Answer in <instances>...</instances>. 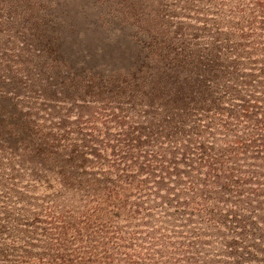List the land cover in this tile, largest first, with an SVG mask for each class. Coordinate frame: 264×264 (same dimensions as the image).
Instances as JSON below:
<instances>
[{
	"label": "rangeland",
	"instance_id": "1",
	"mask_svg": "<svg viewBox=\"0 0 264 264\" xmlns=\"http://www.w3.org/2000/svg\"><path fill=\"white\" fill-rule=\"evenodd\" d=\"M220 15L216 0H0V208L9 211L0 219L37 206L76 210L104 174L114 180L132 161L151 168L141 202L155 220L164 217L155 196L170 193L171 207L192 201L179 197L182 173L204 178L200 163L234 157L245 134L235 120L243 92L220 81L215 61L200 72L192 64L194 54L213 59ZM200 81L208 92L196 96ZM205 197L218 220L185 209L157 234L167 264H264L252 249L264 251V212L244 211L261 231L241 236L229 210L244 197ZM184 219L216 230L187 236Z\"/></svg>",
	"mask_w": 264,
	"mask_h": 264
},
{
	"label": "trees",
	"instance_id": "2",
	"mask_svg": "<svg viewBox=\"0 0 264 264\" xmlns=\"http://www.w3.org/2000/svg\"><path fill=\"white\" fill-rule=\"evenodd\" d=\"M216 1L221 9L218 18L221 23L217 29L219 37L211 50L214 60L194 54L192 64L200 72L214 67L210 62L215 61L218 68L215 66L212 71L215 70L220 81L234 84L232 88L236 95L237 88L244 94V98L240 97L241 111L235 120L238 127L244 128L245 134L236 136L241 148L237 149L235 156L226 159L210 157L201 162L200 169L206 170L202 173L204 178L183 172L188 179L185 182L187 189L179 197L186 199L189 193L193 200L171 207L167 199L170 193L155 196L154 200L161 201L164 207V217L159 220H155L152 212L145 208V202H141L146 194L142 188L144 185L147 187V177L142 175H148L151 168H140L135 161L128 164L122 174L115 172L114 180H110L111 174H104L98 187L83 194L76 210H59L56 207L55 211L42 206L35 207L33 211L21 208L15 222L0 219L3 222L0 221V264H147L145 261H150L148 264H167V244L157 234L169 230L175 216L181 217L185 209L193 216L205 213L213 221L218 220L217 212L208 213L206 210L210 203L205 196L211 193L218 200L222 199L221 194L243 196L237 202L232 200L234 208L229 210L242 231L240 235L251 232L253 236L261 231L252 221L254 215L246 216L245 212L254 205H257L258 213L264 212V182L260 180L264 179V0ZM203 82L200 81V86L194 91L196 96L208 92ZM202 102L206 103V100ZM126 147L132 149L135 146ZM239 157L244 158L247 171L239 169ZM255 168L257 171L252 170ZM75 170L78 171V165ZM141 170L143 174H139ZM235 172L245 178L253 176L248 180L256 188L244 189L245 179L236 176ZM66 174L67 178H73L69 176L73 173ZM216 187L220 191H213ZM171 209L176 212L170 214ZM8 212V208H0V214ZM180 223L178 227L187 236L203 229L216 230L211 223L204 224L199 230L193 228L190 219ZM7 231H11V235L5 238ZM252 249L264 253L258 247L253 246ZM153 250L156 252L154 257L150 255Z\"/></svg>",
	"mask_w": 264,
	"mask_h": 264
}]
</instances>
